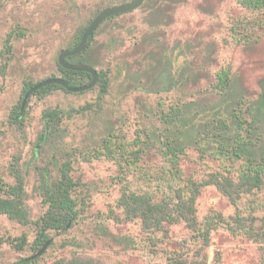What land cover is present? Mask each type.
<instances>
[{
  "label": "rangeland",
  "instance_id": "374dc122",
  "mask_svg": "<svg viewBox=\"0 0 264 264\" xmlns=\"http://www.w3.org/2000/svg\"><path fill=\"white\" fill-rule=\"evenodd\" d=\"M129 1L0 0V176L11 181L9 162L13 155L22 157L28 172L26 206L36 221L46 211L36 167H46L54 155L61 161L71 159L73 176L81 182L78 195L85 204L73 227L50 233L40 264L57 259L83 264H167L174 255L199 264H264V241L256 242L228 226L238 208L249 212L251 204L261 217L264 190L235 207L215 186L203 187L196 212L201 225L210 214L222 213L226 218L212 230L207 244L184 221L167 225L166 232L145 230L139 218L127 219L119 204L120 176L132 192L148 194L154 201L172 198L158 179L163 165L153 134V126H160L158 111L178 102L213 101L212 86L227 67L236 97L253 104L264 95V6H253L254 0H145L132 11L108 18L89 39L84 54L68 62L109 70V93L101 95L98 87L85 92L56 89L44 98L31 93L24 130L11 124L10 111L21 101L24 82L61 77L59 54L71 48L76 34L103 9ZM10 31L14 33L9 52L5 39ZM165 64L176 75V86L159 93L144 91ZM54 109L65 112L58 135L31 162L43 130L42 115ZM110 132L124 142L141 132L146 141L141 164L150 171L147 178L130 169L120 154L116 159H84L82 154ZM218 165L210 157L202 161L192 148L182 159L186 176L199 181ZM37 231L35 224L23 225L0 215V264L33 254L30 245L18 251L8 239L26 233L31 244Z\"/></svg>",
  "mask_w": 264,
  "mask_h": 264
},
{
  "label": "trees",
  "instance_id": "16d2710c",
  "mask_svg": "<svg viewBox=\"0 0 264 264\" xmlns=\"http://www.w3.org/2000/svg\"><path fill=\"white\" fill-rule=\"evenodd\" d=\"M253 6L262 8L264 0H254ZM89 24L76 34L71 48L79 44ZM95 33L91 36L90 42ZM8 41L9 39L6 42V49L10 52L12 47ZM85 51L68 57L67 61L84 54ZM58 66L62 73L61 77L71 86H83L92 80L89 72L65 68L59 61ZM98 71L99 81L92 89L98 87L101 95L108 94L111 88L109 70ZM216 79L211 90L215 94L213 101L205 104L198 101L178 102L162 108L156 114L160 126H153L156 131L153 134L157 136L156 141L160 145L158 149L161 152L163 163L159 169L161 174L158 179L170 190L172 198L154 201L148 194L132 192L124 178L120 176L123 184L119 204L126 218L130 220L139 218L145 230L166 232L167 225L184 221L187 227L197 233L207 244L210 241L212 230L217 227L218 223L225 222L226 218L222 213L210 214L205 218L204 226L201 225L196 212L198 197L203 187L215 186L235 207H239L243 199L257 195L264 190V95L262 94V97L253 104L247 103L244 97H236V85L229 67L223 68L217 74ZM177 82L176 75L165 64L149 85L139 87L147 93H159L170 91ZM37 83L24 82L21 101L10 111L9 120L18 130H24L26 124V105L23 106L25 95ZM56 89L68 91L62 85L52 83L37 89L31 95L44 98ZM64 117L65 112L60 109L43 113V130L38 142L34 145L31 162L41 156L45 145L53 143ZM118 139L115 132L108 133L101 138L97 147L87 149L82 154L84 159L90 160L92 156L116 159L117 154H120L130 169L140 171L144 178H147L150 171L144 169L141 164L143 145L146 142L141 132L130 142ZM149 143L147 146L150 147L151 141ZM190 148L199 153L202 161L210 157L219 163L218 167L207 172L206 178L201 181L186 176L183 169L182 159ZM36 169L41 173V190L44 193L42 203L46 207V211L36 221L32 220L26 206L28 172L25 163L22 162V157L13 155L9 162L8 174L11 181L0 176V215H6L23 225L35 224L38 229L31 244L26 233L8 239V242L18 251H24L29 245L34 251L29 256L20 257L13 264H40L41 256L35 257L34 255L48 240H51L50 233L65 231L73 227L85 206L78 195L81 182L73 176L71 159L61 161L54 155L46 167L37 166ZM54 172L56 178L53 177ZM251 205L249 212L240 211L238 208L236 215L232 218V223L228 226L233 232L242 231L248 238L262 243L264 241V232H262L264 214L258 217L255 214V206ZM50 264L83 263L57 259ZM167 264L199 263L174 255L170 257Z\"/></svg>",
  "mask_w": 264,
  "mask_h": 264
},
{
  "label": "water",
  "instance_id": "95a60500",
  "mask_svg": "<svg viewBox=\"0 0 264 264\" xmlns=\"http://www.w3.org/2000/svg\"><path fill=\"white\" fill-rule=\"evenodd\" d=\"M144 2L145 0H131L126 3L110 6V7L103 9L95 16V18L92 20L89 26L85 29L79 44L75 48L65 49L61 51V53L59 54V63L63 67L68 68V69L89 72L92 75V80L89 84H86L83 86H71L69 82L62 77H50V78H47L45 80L38 82L32 89H30L26 93L25 98L23 100V106L26 105L29 99V96L32 92L48 84H52V83L60 84L64 88H66L68 91H71V92H83V91L90 90L94 86H96L99 81V71L95 67H93L90 64L83 63V62L75 63V64L70 63L67 61V58L70 56L78 55L79 53L83 52L89 44L90 37L95 33L96 29L105 20L117 14L132 11L138 8L139 6H141ZM50 242L51 240H48L45 243V245L42 247V249L39 252H37L34 256L36 257V256H40L41 254H43L45 250L47 249L48 245L50 244Z\"/></svg>",
  "mask_w": 264,
  "mask_h": 264
},
{
  "label": "flooded vegetation",
  "instance_id": "af4514ba",
  "mask_svg": "<svg viewBox=\"0 0 264 264\" xmlns=\"http://www.w3.org/2000/svg\"><path fill=\"white\" fill-rule=\"evenodd\" d=\"M13 31H10L8 34H7V38L5 39V48H6V42H7V40L9 39V44H11V38L13 37ZM11 36V37H10ZM11 47H12V44H11ZM7 50V49H6ZM11 51H12V49H11ZM58 61H59V58H58Z\"/></svg>",
  "mask_w": 264,
  "mask_h": 264
}]
</instances>
